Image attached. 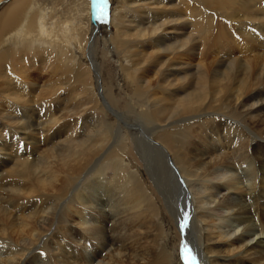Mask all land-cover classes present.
Wrapping results in <instances>:
<instances>
[{
    "label": "bare ground",
    "instance_id": "bare-ground-1",
    "mask_svg": "<svg viewBox=\"0 0 264 264\" xmlns=\"http://www.w3.org/2000/svg\"><path fill=\"white\" fill-rule=\"evenodd\" d=\"M89 1L82 54L74 39L44 43L42 21L41 37L26 30L33 2L0 15V45L16 48L0 52L2 83L36 41L46 48L32 58L48 63L37 98L10 106L0 130V264H30L38 252L43 264H264V0H111L112 10L106 0L95 11ZM216 44L227 62L196 61ZM84 69L94 76L91 107L80 98ZM71 81L81 101L60 98ZM62 128L63 139L35 152L44 142L36 135L60 138ZM148 173L158 175L161 203L142 180ZM69 183L75 191L63 199Z\"/></svg>",
    "mask_w": 264,
    "mask_h": 264
},
{
    "label": "rangeland",
    "instance_id": "rangeland-1",
    "mask_svg": "<svg viewBox=\"0 0 264 264\" xmlns=\"http://www.w3.org/2000/svg\"><path fill=\"white\" fill-rule=\"evenodd\" d=\"M19 1L20 0H9L8 2H6L3 5L4 7L0 10V15L3 12L13 8L15 6V4L17 2H19ZM32 1L34 3V4L32 3V5L34 7V11H33L34 15L31 17L30 21L31 22L35 21L34 25L36 26V28L33 25V27L31 29H26V30H33L32 31L33 32L32 35H34L36 37L37 36L41 37V34L38 31V29H39L38 23L40 21H42L43 24H44L45 29L47 30V33L49 34L48 39L45 40L44 43L48 44L49 41L54 38V36L59 41V43L60 42L73 43L72 39H74V43H75L74 46L75 47H77V45H81L80 48H75V50L77 51V53L82 54L83 43H85V40H86V37H85L86 28L84 26V23H85V18L84 17H86V10H85V7H84V0H32ZM125 2L127 3L128 0H125ZM111 6H112V1L110 0V7ZM199 8H205L206 9L207 7L199 5ZM109 9L112 10V7L109 8ZM131 9L132 10H137V8H135V7L134 8H130L129 4H126V10L129 11L130 14L133 13L134 15H136V17H138L140 13H143V12H139V13L131 12ZM110 14H112V12ZM86 21H87V17H86ZM133 24H135V23H133ZM32 35L24 33L22 36L25 38L27 36L30 37ZM98 35H99L98 37L100 38L101 33H99ZM206 38H203V39H206ZM27 40H29V39L28 38L23 39L24 42H26ZM136 41L137 40L132 39L133 43H135ZM199 41L200 40H197V43H199ZM200 42H202V40ZM203 42H204V44L207 43V42L211 44L212 43V39L207 38ZM44 43L43 42L39 43L37 41L32 43L33 46L30 49V51L32 50L33 53H37V51H38L39 52L38 56L40 58H42V56H41L42 54L40 52H44L43 49L46 48ZM6 44H8V45H6ZM6 44L0 45V52L6 51L7 49H12L13 51H16V48H14V46H13L11 41H10V43L8 42ZM216 46H218V44L214 45L213 47L210 45V47L212 48L211 52H209L210 54L208 53V48H207V51H206L205 47L202 48L203 49L202 52L200 51L201 49L198 50L197 51V56L195 57L196 61L201 62V61H205L206 60V63H205L206 65L208 64V62H211V63L215 62L216 64H218L221 60H225L227 62L225 57H222V55L217 54ZM134 47L136 48V46H134V45L131 48H133L135 52H138V51H136L137 49H135ZM113 50H114V48H113ZM19 51H26V49L20 48ZM30 51L27 53V55H25L23 57L19 56L20 57L19 60L16 59V61H15L16 63L14 64V72L11 71V74H8V76H7L8 81L7 82L2 83L3 82L2 76L6 75L7 73L2 72L0 74V78H1L0 79V83H1L0 87L4 88L3 90L0 89V112H1L0 113V119H1L0 120V130H1V126H3L4 129H5V123L9 122V121H7L5 119V115H6V117L8 116V114L10 116H12V112L10 110V106H14V104H18L20 106H24L23 104H24L25 98H27V97H29L30 99L33 98V100L36 99L37 96L40 93V90L44 86L43 83H45V81H46L47 76H45L44 71L46 73V69L48 67V63L46 64V66L44 65L45 66V68H44V66L42 64V59H39V58L38 59H34V58H32V53ZM199 51L201 53H199ZM203 54H205V55L203 56ZM208 56H210V57H208ZM27 58H28V60H26ZM111 61H112V59L108 55L107 56V61L105 62V66H107L106 67V72L108 71V69L109 70L112 69L111 68L112 67V62ZM43 63H44V61H43ZM72 65H75V64H72ZM83 65L84 64L82 62V64H80L78 67L79 68L81 66L83 67ZM215 67H216V65H214V68ZM15 68H17V69H15ZM72 69L74 70V68H72ZM86 69H87V67H86ZM86 69H84L86 71V74L84 72V74L81 76L82 83L83 84L86 83V84L83 85L84 89L82 91V95H81L80 98H81V100H85V104L87 103L86 105H89L91 107V106L94 105V102H95V98H94L95 97V90H92L93 89V85H92L93 83L92 82L94 81V79L92 80L91 78H89V75L92 78L94 76L91 75L90 73L88 75V73H87L88 69L87 70ZM211 69H213V68H211ZM50 80H51L52 83L54 82L57 85H61V83H60V81H59V79L57 77H55L53 79L50 77ZM2 84L3 85L5 84V85L3 86ZM251 84L253 85V88H254L255 87L254 84L252 82H251ZM75 88H76V86L71 81L69 83V85H68V90L66 92V93H68V95L65 96V94H63V95L61 94L60 98L61 99L70 98L73 101V103H75L77 101H81V100H79L76 97V94H77L78 91L74 90ZM64 93H65V91H64ZM74 98H76V99H74ZM117 108H118V110L121 113L126 114L128 112V109L126 108V105H125V100L123 98L119 99L118 104H117ZM89 109H91V108H89ZM102 112L104 114L103 110H102ZM261 113H264V111H261ZM131 114H133L134 116L133 115H128L130 118L131 117H135L134 113H131ZM260 115H262V114H260ZM90 120H91V117H90ZM114 121H115V123H114ZM117 121L118 120H116L114 118V119L110 120V123L112 122L116 126L119 123V121L118 122ZM54 130H57V128H55ZM65 131L66 130L64 128H62V131L60 133L62 135V137H60V138H55L56 136L55 137L52 136L51 138L43 139V136L36 135V139H37L38 142H41L43 140H44V142H41V143H39V145H37L38 148L35 149V152L36 151L41 152L42 150H45V149L49 148V146L51 147L53 142H56L58 140L63 139V135L65 134ZM123 132H124L123 138L127 142L126 146H128V148L130 149V145L131 144H129V140H128V137H127L128 134H126L127 131L123 129ZM12 138H14V137H12ZM6 140L8 142L5 144V147H9L8 149L12 148L15 145V144H13L11 142L12 139L10 137L7 136ZM109 143L111 144L112 140H108L105 145L106 146L109 145V148H112V144L110 145ZM151 143L155 144L154 142H151ZM125 152L128 153L127 150H125ZM129 154L132 157L133 161L135 162L134 164H137L138 167L141 170H142V167L144 169V164H143V161H141L140 156L137 153L136 154L134 153L132 155V151ZM138 158L140 159V161H139ZM126 160L129 161L128 157L126 158ZM108 172H109V170H108ZM1 173H2V171L0 169V175H1ZM83 173H85V170H81L78 173V175H77V173H74L73 176L76 178V180L74 182H77L79 179H81V176L83 177V175H84ZM148 174H149V176L144 174L142 180L147 182L149 184V186L152 185L151 186V190H152L153 193H155V194L158 193V195L162 194V190L158 189V186H157V183H156V180L158 179V175L155 174V173H154V176H152V173H148ZM87 178H85V179H87ZM59 186H61V185L56 183L55 187H56L57 192H59V189H60ZM70 191H71V193H70ZM74 191H75V186L73 184L69 183V185L65 186L64 190L62 192H60V197H64L63 199H65L66 197L72 195L74 193ZM40 193H37V194L39 195ZM47 193H48V191L46 192V194ZM57 194L58 193H52V194H48V195L49 196H58ZM158 195H157V199H158L159 203H161L162 197H161V195L160 196H158ZM61 209H65V207L64 208H60L58 210H61ZM59 225H60V229H59ZM59 225L57 227L58 229H56L58 233H56V231H55V236H60V235H63V233H64V230H63L64 226L61 225V224H59ZM54 228L55 227L51 228V230L54 229ZM59 232H60V234H59ZM177 232H178V236H177ZM76 233L78 235V232H76ZM174 233L176 234L177 237H179L181 239L180 230H177ZM47 235L49 236V234H47ZM76 239H79V236H76ZM75 245H76V243H75ZM66 246L68 248H70L69 242H67ZM76 246H78V245H76ZM61 254H62V257H63L61 259L66 258L67 255L64 253V251H62ZM39 257L41 258V260H40ZM45 259H47L46 253L43 252V253L39 254V252H38V253H36L33 256L30 264H32L33 262H36L38 264H43L41 261H44Z\"/></svg>",
    "mask_w": 264,
    "mask_h": 264
},
{
    "label": "snow or ice",
    "instance_id": "snow-or-ice-1",
    "mask_svg": "<svg viewBox=\"0 0 264 264\" xmlns=\"http://www.w3.org/2000/svg\"><path fill=\"white\" fill-rule=\"evenodd\" d=\"M100 3H106V0H99ZM104 13L101 12L100 16L101 18L103 17ZM188 214L187 212L184 213V216H183V220L181 221L180 223V228L181 230L185 229L187 227V224H188ZM185 255H184V259L186 261H193L195 258L190 254V250L185 246V248L183 249Z\"/></svg>",
    "mask_w": 264,
    "mask_h": 264
},
{
    "label": "water",
    "instance_id": "water-1",
    "mask_svg": "<svg viewBox=\"0 0 264 264\" xmlns=\"http://www.w3.org/2000/svg\"><path fill=\"white\" fill-rule=\"evenodd\" d=\"M103 3H100L99 0H90V8L95 11L98 7H101Z\"/></svg>",
    "mask_w": 264,
    "mask_h": 264
},
{
    "label": "crops",
    "instance_id": "crops-1",
    "mask_svg": "<svg viewBox=\"0 0 264 264\" xmlns=\"http://www.w3.org/2000/svg\"><path fill=\"white\" fill-rule=\"evenodd\" d=\"M26 1H27V4L30 3V2H33L32 0H20L19 2H17V3L15 4L14 7L20 9V7H22V6L25 5V4H23V2H26ZM32 16H33V15H32ZM33 23L35 24V21H34Z\"/></svg>",
    "mask_w": 264,
    "mask_h": 264
}]
</instances>
